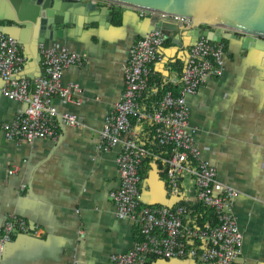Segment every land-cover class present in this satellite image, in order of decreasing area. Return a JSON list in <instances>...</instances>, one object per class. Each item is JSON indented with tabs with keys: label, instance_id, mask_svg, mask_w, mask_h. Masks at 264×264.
Listing matches in <instances>:
<instances>
[{
	"label": "crops",
	"instance_id": "obj_1",
	"mask_svg": "<svg viewBox=\"0 0 264 264\" xmlns=\"http://www.w3.org/2000/svg\"><path fill=\"white\" fill-rule=\"evenodd\" d=\"M109 8V22L90 23L78 31L69 26L67 39L57 41L84 57L82 65L66 67L62 74L63 85L80 87L81 92L72 96L80 103L53 99L59 112L76 116L81 126L61 124L56 142L28 146L8 141L2 125L24 106L0 92V226L16 215L33 229V234L17 235L6 245L0 255L2 264H111L112 256L128 252L138 241V226L118 218L109 197L119 186L117 149L100 152L96 145L104 116L124 90L127 52L150 30L149 16L114 4ZM221 44L219 76L207 78L195 94L186 97L190 127L202 160L216 170L220 183L238 193L233 212L243 234L239 262L264 264V50L243 46L239 36ZM169 46L166 38L163 48ZM27 56L24 71L31 77L38 73L39 63L32 65ZM181 68L180 62L168 63L151 75L164 82L178 77ZM153 90L151 86L145 91ZM153 103L149 102L151 108ZM148 125L133 119L131 132L139 144L154 149ZM13 170L16 173L10 175ZM140 177L142 206L174 204L168 200L161 162L146 159ZM184 184L190 189L192 182L186 179ZM186 200L193 204L191 195L186 194ZM193 222L190 214L185 225L193 228ZM147 264L194 261L150 258Z\"/></svg>",
	"mask_w": 264,
	"mask_h": 264
},
{
	"label": "built area",
	"instance_id": "obj_2",
	"mask_svg": "<svg viewBox=\"0 0 264 264\" xmlns=\"http://www.w3.org/2000/svg\"><path fill=\"white\" fill-rule=\"evenodd\" d=\"M140 12L172 18L186 26L193 22L192 18L178 14ZM165 40L160 30L150 29L132 43L123 72L124 90L104 116L98 132L97 151L117 149L119 186L109 193L116 215L133 221L139 229L133 248L112 256L111 264H147L150 258L183 259L194 261V264H241L243 234L233 212L238 193L220 183L216 170L202 160L190 127L186 102V97L195 94L207 78L219 76L223 46L202 37L190 49L181 75L164 81L174 87L176 93L166 91L149 112L143 104L141 106V99L148 87V77L163 61ZM39 53V75L30 77L23 72L29 62L23 47L18 40L0 31V92L24 106L10 122L2 125V129L6 140L28 146L37 141L56 142L61 124L68 128L82 125L76 116L59 112L53 99L58 97L76 105L80 103L79 99H72L74 94L81 92L80 87L63 85L62 74L66 67L82 65L84 57L58 43H40ZM133 119L153 126L154 149L135 139L131 132ZM146 159L162 163L168 200L174 204L141 205L140 166ZM15 173L13 170L10 175ZM186 179L192 182V189L184 184ZM186 194L191 195L193 204L185 201ZM197 205L213 213V224L204 222L201 228L185 225L191 209ZM32 230L25 218L11 215L0 226V255L15 236L33 234Z\"/></svg>",
	"mask_w": 264,
	"mask_h": 264
},
{
	"label": "water",
	"instance_id": "obj_3",
	"mask_svg": "<svg viewBox=\"0 0 264 264\" xmlns=\"http://www.w3.org/2000/svg\"><path fill=\"white\" fill-rule=\"evenodd\" d=\"M97 1L107 5L78 0H0V31L18 40L25 54L32 58V65L38 66L40 43L65 41L69 26L78 31L90 23L109 22L112 19L109 4H114L137 11L178 14L193 19L186 26L172 18L149 16V29L160 30L170 40V46L162 48L163 61L157 66L160 70L168 63L178 62L184 68L190 49L202 37L221 43L230 37L241 36L243 46L264 50V0ZM216 30L221 34L217 35Z\"/></svg>",
	"mask_w": 264,
	"mask_h": 264
},
{
	"label": "trees",
	"instance_id": "obj_4",
	"mask_svg": "<svg viewBox=\"0 0 264 264\" xmlns=\"http://www.w3.org/2000/svg\"><path fill=\"white\" fill-rule=\"evenodd\" d=\"M183 69H179V73L178 75H181ZM157 75V74H155ZM153 76V77H152ZM150 80H148V87H155V91L153 93H151V91H145L143 98L141 99V106L143 103H145V109L149 112H151L152 108L149 105V102L151 101V103L155 104L158 99L168 90H171L172 92L176 93V89L174 87H172L169 84H166L162 81V78H160L159 76H154V75H150ZM144 99L147 102H144ZM149 100V101H148ZM144 107V104H143ZM148 129L150 132V136H153V126L152 125H148ZM148 144V143H147ZM147 146V145H146ZM153 146L155 147V144H153ZM163 155H166V151L163 152ZM192 214V220H194L193 225L199 226V228H201V226L203 225L204 222H210V223H214V216L213 213L201 206V205H197L193 208V210H191Z\"/></svg>",
	"mask_w": 264,
	"mask_h": 264
}]
</instances>
